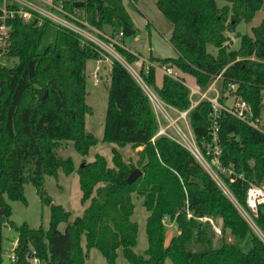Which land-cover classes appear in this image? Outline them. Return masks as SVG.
I'll return each instance as SVG.
<instances>
[{"label":"trees","instance_id":"obj_1","mask_svg":"<svg viewBox=\"0 0 264 264\" xmlns=\"http://www.w3.org/2000/svg\"><path fill=\"white\" fill-rule=\"evenodd\" d=\"M1 1V0H0ZM60 5L67 18L83 20L110 38L124 42L137 35L123 0H49ZM155 0L162 16L173 27L169 43L177 57L148 60L158 66L172 65L179 79L162 76L155 84V67L145 73V85L167 106L185 111L190 107V90L183 75L195 80L204 92L214 83L219 102L225 94L249 105V122L220 109L217 123L220 149L219 176L233 199L245 210L250 185H264V128L259 119L264 107V19L250 34L238 35L239 46L230 49L228 34L240 23H249L264 8V0ZM9 9L32 13L29 20L9 19L10 45L0 63V264L3 229L16 232L14 264H84L85 253L97 249L105 264H116L121 249L128 264H264V242L252 233L235 205L192 154L170 137L156 136L159 130L150 100L129 71L111 59L109 87L101 142L113 144L111 166L102 155L75 166L60 150L64 144L81 157L99 143L85 128L92 109L86 104V63L104 57L90 43L68 28L6 0ZM1 16V10H0ZM83 26V25H81ZM119 33L122 35L119 37ZM126 62L138 56L112 43ZM213 48L212 54L208 48ZM234 85V89H229ZM44 96V97H43ZM198 147L205 151L214 124L211 103L202 100L188 113ZM129 146L136 162H125L119 149ZM139 176L128 183L134 170ZM59 173L78 176L80 202L86 204L79 217L54 204L45 193V177ZM31 182L42 204L49 207V224L31 229L8 219L5 198L26 203L23 187ZM148 212L145 224L147 248L137 254V223L132 221L134 197ZM1 210L4 211L2 215ZM251 214V213H250ZM252 215V214H251ZM220 220L221 233L231 230L238 239L251 236L245 252L236 244L222 241L214 247L210 220ZM253 222L264 237V205L257 207ZM173 223L177 234L165 242L164 221ZM66 224L64 231L59 224ZM84 238L85 250L81 242ZM197 247V250H193Z\"/></svg>","mask_w":264,"mask_h":264},{"label":"rangeland","instance_id":"obj_2","mask_svg":"<svg viewBox=\"0 0 264 264\" xmlns=\"http://www.w3.org/2000/svg\"><path fill=\"white\" fill-rule=\"evenodd\" d=\"M26 1L34 6L45 8V4L41 0H26ZM217 4L221 6L223 5V2L218 0ZM46 7L48 8V6ZM130 7L133 8V6L131 5ZM59 15H61L60 18L63 17L62 19H64V16L62 14H59ZM263 19H264V8L258 10L249 23L238 24L235 32L228 34L229 48L237 49L239 46L238 35L244 34V33L250 34L251 28L258 26ZM83 22H84L83 20H78L77 24L83 25L82 24ZM73 23L75 24L76 22H73ZM85 30L89 34L93 36L95 35V37H98L99 39H102L103 41H105V43L111 48L112 53H107V52L102 53L105 57L108 58L107 61L109 62V64H111V59H116L120 63L123 61L126 62V60L121 55H119L118 52L115 50V47L112 44V42L104 39L103 35L110 37L111 29L108 26L104 27L103 32L97 31L94 28H90V27L89 28L85 27ZM148 32L149 31L145 29V27H143L142 30H139L137 33L138 34L137 39H138L139 44L141 45L140 46L141 48L143 46H146V44L148 43ZM153 36L154 35H151L150 40L154 48L156 46H154ZM79 37H81V39H84L81 35ZM161 38L163 39L162 36ZM129 39L130 38L126 39L124 42H128ZM208 51H210L212 54L215 53V50L211 47L208 48ZM161 53L164 54V51H162ZM153 54L156 55L157 53H153ZM165 54H169L170 56H172L175 53L171 49ZM140 58L146 60V58H142L138 56V59ZM3 59L0 60L2 65L10 66L13 63L12 59H10L9 61L3 60ZM148 61L149 60L147 59V62ZM145 63L146 62H144V64L142 65L141 67L142 69L144 68ZM149 63L151 62L149 61ZM93 64H94V61L92 60L88 61L86 63V69H85L86 104L90 106L92 109L91 114H88L85 117V128L89 133H91L96 139L99 140V143L90 149L86 157H81L79 154H77L70 147L69 144H64L63 148L60 150L61 154L64 156H70L73 159L76 167H78V165L82 163V161H85V162L92 161L96 154L104 156L106 160L108 161L109 166L112 165L111 164V148L114 147V145L100 141L103 135L104 117H105L106 105H107V93H108L109 80H110L109 72H107L108 71L107 69L109 68V64H107L108 67L106 68L103 64H101L99 71L97 72L94 71L92 67ZM127 64L130 65L131 63L127 62ZM151 67H155V69L160 68V72L158 71L155 73V84L158 87V84L160 82V76H161L160 73L164 75L161 69L163 66L153 65ZM126 68L127 70H129L128 67ZM138 72L140 73L139 74L140 78L133 76L135 80L142 87V89L144 90L146 94H148L147 91L149 90L156 97V100H155L152 97V95H149L151 106L153 108V111L158 121L159 130H160V127H164V128L166 127L167 137L169 136L178 141L179 138L176 132L179 129L182 133L186 135V137L191 142L194 143L195 139H194V136L190 128L188 115L185 119L184 118L178 119V114L174 110L170 109L171 107L164 104L156 96L154 90L149 89L145 85L144 81L142 80L141 70H138ZM184 84L189 88V90L191 88L198 89L195 87L196 86L195 80L191 76L185 77ZM198 90L200 91V89ZM204 92H202L201 94H205L207 99H213V100H216L217 102L216 96L217 95L219 96V90L217 89L214 83H212L207 88V90H205ZM198 98L199 97L197 96V94H195L190 99L194 103V102H198ZM233 98H236V97H232L228 94L227 95L225 94L224 101H223L225 107L227 108L234 107V102L236 99H233ZM203 100H206V99H203ZM263 103H264V95H263ZM218 106L219 107L222 106L219 100L217 102L216 107L218 108ZM259 125L262 128H264V107L262 109V114L259 119ZM161 135L162 134L158 135V132H157L156 136H161ZM185 149L188 150L187 148ZM119 151L122 154L123 160L125 162H132V163L136 162L135 152L129 146L119 149ZM208 166L209 167H207V169L203 168L202 166L201 167L212 177V179L215 181V183L220 188V190L235 205L239 214L243 217V219L246 221V223L250 227L252 233H254L257 237H259L264 242L263 235L257 229V227L255 226L253 222L252 212L245 211L233 199L229 191L226 189V185H224L221 177L219 176V167H214L210 164H208ZM43 188H44L45 193L51 198L54 204L61 205L66 211L71 213V218H70L71 220L74 219L75 217L81 216L86 204L82 205L80 202L81 192L79 189L78 176L75 173H72L69 175L59 173V175L56 178L45 177ZM23 194L26 199L25 204L19 201H11L5 198V201L10 208V216L8 217V219L12 221L13 223H15L16 225L26 223L31 229H37L41 227L46 230L49 224V216H50L49 207L45 204H42V202L40 201V197L37 195L36 189L31 182H26L24 184ZM134 203H135V207H134V211H133V215L131 219L132 221L137 223L138 231H137L136 245L133 248V250L137 254H144V251L147 248V237H146V232H145V224H146V218L148 216V212L141 205L140 199H136L134 197ZM209 222L211 224V230L213 232L212 244L214 247H217L218 245L221 244L222 241H225L228 243L236 244L240 249H242V251H245V252L250 248L251 236L249 234L243 239H238L236 237H233L230 235L231 233H226L223 236L221 233V230H222L221 221L217 219V220H210ZM164 223L166 227L165 242L168 243L171 237L177 234V230H176L175 225L173 223L168 222V220H165ZM65 226L66 224L61 223L59 224L58 229L60 231H64ZM215 228L219 231V233L215 231ZM4 229H3L4 238L2 242L1 264H10L9 256L14 246L13 242L14 240H16L17 235L13 229H9L8 227H4ZM81 245H82L83 250L86 251L84 238L82 239ZM192 248L193 250H197V247L192 246ZM29 255H28V258L30 259V261H32L34 257L32 255L31 257H29ZM38 264H39V261H38ZM84 264H105V260L97 249L92 248L88 252L85 253V263ZM116 264H128L126 259L122 255L121 249H118L117 251ZM165 264H171V263L170 261L167 260Z\"/></svg>","mask_w":264,"mask_h":264},{"label":"built area","instance_id":"obj_3","mask_svg":"<svg viewBox=\"0 0 264 264\" xmlns=\"http://www.w3.org/2000/svg\"><path fill=\"white\" fill-rule=\"evenodd\" d=\"M14 3L20 5L21 7H25L28 10H31L33 12H35L36 14L45 17L47 19H49L52 23H54L55 25L58 26H62L65 28L70 29L71 31H73L74 33H76L78 36H82L84 39L80 40L82 43H90L93 44L99 51V53L105 57L102 53L103 52H107V53H112L111 48L105 43V41H103L102 39H99L98 37H95V35H91L89 34L86 30L85 27L89 28L90 26L86 23L83 22L82 24L85 26H81L78 24H74L73 21L67 19V13L65 11L62 10L60 5H54L52 4L49 0H41L44 4H45V8H41V7H37L34 6L32 4H30L29 2H27L26 0H11ZM48 6V8L46 7ZM54 9V10H53ZM0 10H1V16H0V60H2L5 56V54L8 51V47L10 45V29L11 27L9 26V24L7 23V21L9 19H13L15 16H18L20 18H23L24 20H29L33 15L31 12L24 10V9H9L6 6V0H1L0 1ZM62 14L64 16V19L60 18ZM91 28V27H90ZM122 34L119 33V37ZM104 39L107 41H110L114 44H116L115 39H111L110 37L104 36ZM145 63L144 68L142 69V65ZM1 63V61H0ZM121 64L125 67H128L130 70V74L134 77L140 78L139 76V72L138 70H143L145 73L148 71V69L153 66L152 63H149V61L147 62V59H138L137 61H135L132 64H127V62H121ZM125 67V68H126ZM127 69V68H126ZM162 72L164 75H167L175 80H178L179 77V71L177 69H175L172 65H167V66H163L162 68ZM128 70V71H129ZM133 77V78H134ZM135 79V78H134ZM234 89V85H230L229 89ZM148 90V89H147ZM147 96L149 98V95H153L149 90L147 91ZM202 92L199 91L198 89H190V96L189 99L197 94L198 98V102H194L191 101L190 99V107L185 110V111H177L173 108H170L172 110H174L177 114H178V119L180 118H186L189 111L194 108L200 101H202L203 99H206V101L211 103V107L213 110V118H214V124L211 127V140L210 142L205 146V151L202 152V150L198 147L196 141L193 143L191 142L184 133H182L179 129L176 132L179 140H175L173 138V140L177 141L180 145H182L184 148H187L190 153L192 154V156L196 159V161L205 169H207L208 164L214 166V167H219V154H220V149L218 147V137H217V123L215 121V119L218 117L217 113L220 109L226 110L228 113L234 115L235 117H237L238 119H241L249 124H251L252 126H255L254 122H249L248 119H250L251 117V109L249 107L248 104H246L245 102H243L242 100H240L239 98H233L236 99L234 102V107L231 108H227L225 107V105L223 106H217V102H218V98L216 96L217 102L216 100L213 99H207L205 94H201ZM205 93V92H204ZM219 97V96H218ZM175 123V122H174ZM256 127V126H255ZM166 135V127H160V130L158 131V135ZM169 137V136H168ZM196 143V144H195ZM246 204L247 207L249 208V210L252 212V214L256 213L257 207L260 205H264V185L259 187V186H255V185H250L247 188L246 191ZM215 231L217 233H219V231L215 228ZM13 248L12 251L10 253L9 256V260H10V264H14L15 262V257H14V253H13V249L16 245V240H14L13 242ZM32 264H38V260L36 258H33L31 261Z\"/></svg>","mask_w":264,"mask_h":264},{"label":"crops","instance_id":"obj_4","mask_svg":"<svg viewBox=\"0 0 264 264\" xmlns=\"http://www.w3.org/2000/svg\"><path fill=\"white\" fill-rule=\"evenodd\" d=\"M123 4L134 24V26L139 30H142L143 27L147 29L148 32V43L146 46L140 47L141 45L138 42V34L130 38L128 42H119L118 38L115 40L116 44H120L129 52L133 53L134 55L140 56L142 58L148 59L149 57L163 59V58H175L177 54L171 44L169 43V39L172 35V24L165 19L159 10L156 7L155 0H123ZM133 6V8L130 7ZM155 29V31H154ZM138 33V32H137ZM153 36L154 47L152 46L150 37ZM163 37V39L161 38ZM145 48V50H144ZM173 50L175 53L174 55L170 56L169 54H165L170 50ZM164 51V54L161 52ZM153 53H157L154 55ZM108 58L104 57L102 60L94 61L93 69L95 72L99 71L100 65L103 64L106 67L109 62L107 61ZM88 62V61H87ZM157 66L156 64H153ZM110 71V64L109 68L107 69ZM160 72V68H156V72ZM160 82L158 87H160L162 82V73H160ZM187 75H183V79H185Z\"/></svg>","mask_w":264,"mask_h":264},{"label":"water","instance_id":"obj_5","mask_svg":"<svg viewBox=\"0 0 264 264\" xmlns=\"http://www.w3.org/2000/svg\"><path fill=\"white\" fill-rule=\"evenodd\" d=\"M139 171L136 169L134 170L130 175L129 177L127 178V182L128 183H132L138 176H139ZM1 213L4 214V211L1 210ZM5 230V229H4ZM226 233H231V230L230 229H226ZM29 257H31V255H29Z\"/></svg>","mask_w":264,"mask_h":264},{"label":"bare ground","instance_id":"obj_6","mask_svg":"<svg viewBox=\"0 0 264 264\" xmlns=\"http://www.w3.org/2000/svg\"><path fill=\"white\" fill-rule=\"evenodd\" d=\"M152 97L156 100V97L154 95H152Z\"/></svg>","mask_w":264,"mask_h":264}]
</instances>
